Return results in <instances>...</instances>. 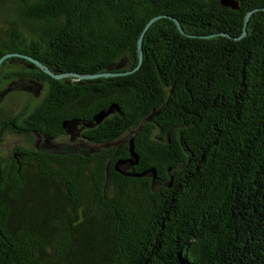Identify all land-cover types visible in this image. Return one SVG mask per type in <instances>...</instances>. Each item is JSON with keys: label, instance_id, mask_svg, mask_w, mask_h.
<instances>
[{"label": "trees", "instance_id": "obj_1", "mask_svg": "<svg viewBox=\"0 0 264 264\" xmlns=\"http://www.w3.org/2000/svg\"><path fill=\"white\" fill-rule=\"evenodd\" d=\"M232 1L0 0V59L65 75L0 64L48 87L0 118L30 140L0 153V264H264V0Z\"/></svg>", "mask_w": 264, "mask_h": 264}, {"label": "rangeland", "instance_id": "obj_2", "mask_svg": "<svg viewBox=\"0 0 264 264\" xmlns=\"http://www.w3.org/2000/svg\"><path fill=\"white\" fill-rule=\"evenodd\" d=\"M8 28L7 18L3 14L0 15V35ZM20 69H29V66L20 60H7L6 63L0 65V75H5L8 72L17 71ZM17 78L0 80V115L2 117H13L24 112L25 115L36 106L38 98H42L47 91V84H44V90L41 96L38 97L33 90H30L23 81H20V89L14 88L12 85L19 82ZM24 86V87H23ZM58 141L67 142L69 138L66 136L60 137ZM30 140L26 136L7 132L3 137V142L0 145V153L7 156L15 145H27Z\"/></svg>", "mask_w": 264, "mask_h": 264}, {"label": "flooded vegetation", "instance_id": "obj_3", "mask_svg": "<svg viewBox=\"0 0 264 264\" xmlns=\"http://www.w3.org/2000/svg\"><path fill=\"white\" fill-rule=\"evenodd\" d=\"M18 80H20V77H18ZM36 85L37 88L36 90L33 89V92H35L37 96L40 97L41 92L44 90V84H40L36 82ZM12 86L14 88L20 89V81ZM85 89L86 91H88L89 87L87 86ZM44 97L45 95L42 98H38V102L36 105H38L41 101H43ZM70 114L71 115L68 117L67 127L62 129V130H68L65 133V136L69 138L68 142L78 146H85V145L87 146L89 144H95L94 142L86 139L84 137V133H86L88 130H102V129L98 127V123H95L92 119H89L87 106L81 107V109L78 111H71ZM17 130H20V126L17 128ZM25 130H41V129H38L36 127H28ZM49 142L51 141H48L47 143L50 144Z\"/></svg>", "mask_w": 264, "mask_h": 264}, {"label": "water", "instance_id": "obj_4", "mask_svg": "<svg viewBox=\"0 0 264 264\" xmlns=\"http://www.w3.org/2000/svg\"><path fill=\"white\" fill-rule=\"evenodd\" d=\"M222 3L223 4H226V5H231L233 7H236L235 2L232 1V0H222ZM152 23V20L150 23H148L146 29L144 30L140 40H139V52H140V64L143 62V50H142V43H143V37H144V34H145V31L148 29L149 25H151ZM178 25L180 28L181 27V24L178 22ZM23 56V57H26V58H29V60H31V62H33L34 64L40 66L44 71H46L47 73L51 74V75H54L52 73V71L50 70V68L48 66H46L45 64H43L42 62L36 60V59H33L31 57H28V56H25V55H21V54H8V55H5L3 56L1 59H0V64L9 56ZM72 75L74 76H78L79 78H96V77H99V76H102V75H112L111 73H105V74H80V73H72ZM56 76L57 78H60L62 76H65L64 74H60V75H54ZM30 90H33V87L32 86H29L28 87ZM117 109L118 110V106L113 104L110 106L109 109H104V110H101L100 112H98L95 116H94V119L97 121V123H101L112 111L113 109ZM67 124L68 122H65L64 123V127L66 128L67 127ZM138 160H139V156L138 154L136 153V151L134 150V142L132 139H130V158L128 160H120L118 162V164H125L127 163V161L130 162V164H137L138 163ZM117 164V165H118ZM151 172L153 173V178L154 180L156 179V170L155 169H152ZM128 174V173H126ZM171 184H169L170 186Z\"/></svg>", "mask_w": 264, "mask_h": 264}]
</instances>
